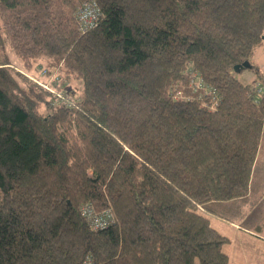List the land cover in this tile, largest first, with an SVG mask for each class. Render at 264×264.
Segmentation results:
<instances>
[{"label":"trees","instance_id":"16d2710c","mask_svg":"<svg viewBox=\"0 0 264 264\" xmlns=\"http://www.w3.org/2000/svg\"><path fill=\"white\" fill-rule=\"evenodd\" d=\"M88 1L0 0V264H230L208 216L238 224L263 146L264 0H94L83 33Z\"/></svg>","mask_w":264,"mask_h":264},{"label":"rangeland","instance_id":"374dc122","mask_svg":"<svg viewBox=\"0 0 264 264\" xmlns=\"http://www.w3.org/2000/svg\"><path fill=\"white\" fill-rule=\"evenodd\" d=\"M78 11V10H77ZM11 60L22 69L19 58L7 50ZM255 62L258 64L260 69L264 72V46L257 49L254 57ZM42 69V67H41ZM39 69L40 76L43 77L47 74L43 70ZM24 72V71H23ZM36 72L37 74H39ZM25 73V72H24ZM28 76H32L34 73H26ZM34 74L33 76H36ZM51 76H46L45 80L49 83H53L52 80L55 74L51 73ZM238 77L244 82L251 84H258L257 77L249 69H244L239 72ZM38 78V77H34ZM40 78V77H39ZM38 78V79H39ZM68 84L65 87H75L79 90V83L75 79H69ZM81 82V81H80ZM82 83V82H81ZM76 93L79 94V91ZM74 93V95H76ZM261 152V153H260ZM259 152V157L255 168L253 170L252 185L250 195L247 197L246 201H243L241 205H231L227 208L225 215L231 220L252 229L254 235L258 238L264 239V139L263 146L261 144V151ZM247 216V217H246ZM211 225L218 230L221 234L230 239V243L225 245L224 250L230 257V264H243L244 262H249L248 264H264V242L247 235L245 232L239 230L243 228L241 226L237 227L236 224H231L229 221L223 220L220 217L208 216ZM244 218L242 221L241 218Z\"/></svg>","mask_w":264,"mask_h":264},{"label":"built area","instance_id":"2783aa9c","mask_svg":"<svg viewBox=\"0 0 264 264\" xmlns=\"http://www.w3.org/2000/svg\"><path fill=\"white\" fill-rule=\"evenodd\" d=\"M100 17L101 9L98 3L94 0H90L81 4L78 11L76 12L77 22L79 24L80 31L83 33H87L89 30L93 29L97 25ZM44 73L46 74L45 71ZM52 78L53 83H49L48 81L45 84L41 81L37 82H39L51 92L56 93V89H54L51 84H56L59 80L56 75H54V77ZM259 93H261V91H259ZM56 94L58 95V97L64 96L62 93ZM81 213L83 217L90 223L91 227L94 230L107 228L114 222V214L110 210H106L104 212H97L92 206L85 205L81 208ZM86 264L90 263L87 262Z\"/></svg>","mask_w":264,"mask_h":264},{"label":"crops","instance_id":"0c3cea01","mask_svg":"<svg viewBox=\"0 0 264 264\" xmlns=\"http://www.w3.org/2000/svg\"><path fill=\"white\" fill-rule=\"evenodd\" d=\"M247 217V216H246ZM245 217V218H246ZM244 219H242V221H243ZM231 224H234V223H231ZM239 226H241V227H243V228H237V227H239ZM235 228L236 229H239V230H241V231H243V232H245L247 235H251V236H253V237H255V238H257V239H259V240H261V241H263L264 242V239H261V238H258L256 235H254V233L253 232H256V231H253L252 229H250L249 227H246V226H243V225H239V223L238 224H236V226H235ZM264 248V247H263ZM249 262H244L243 264H248ZM262 264V263H261Z\"/></svg>","mask_w":264,"mask_h":264},{"label":"water","instance_id":"95a60500","mask_svg":"<svg viewBox=\"0 0 264 264\" xmlns=\"http://www.w3.org/2000/svg\"><path fill=\"white\" fill-rule=\"evenodd\" d=\"M247 68H252V64L249 61H245L242 64H238L235 66V70L239 72Z\"/></svg>","mask_w":264,"mask_h":264}]
</instances>
